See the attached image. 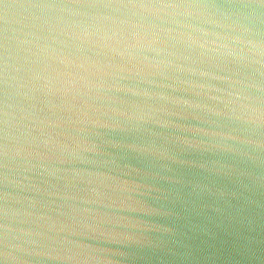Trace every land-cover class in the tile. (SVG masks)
I'll use <instances>...</instances> for the list:
<instances>
[{
	"label": "water",
	"instance_id": "1",
	"mask_svg": "<svg viewBox=\"0 0 264 264\" xmlns=\"http://www.w3.org/2000/svg\"><path fill=\"white\" fill-rule=\"evenodd\" d=\"M0 264H264V0H0Z\"/></svg>",
	"mask_w": 264,
	"mask_h": 264
}]
</instances>
